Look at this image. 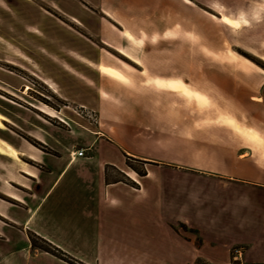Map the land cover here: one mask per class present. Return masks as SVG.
I'll return each mask as SVG.
<instances>
[{
	"label": "crops",
	"instance_id": "crops-1",
	"mask_svg": "<svg viewBox=\"0 0 264 264\" xmlns=\"http://www.w3.org/2000/svg\"><path fill=\"white\" fill-rule=\"evenodd\" d=\"M90 1L113 7L102 9L108 16H123L130 9L136 16H162L161 6L165 16L173 15L167 0ZM137 39L142 45L143 39ZM127 43L117 48L125 57L123 50L135 48ZM127 58L140 66V73L129 72L128 63L119 66L103 58L82 60L92 69L89 75L70 64L78 74L63 85L66 92L61 95L69 98L73 91L80 104L98 112V125L64 128L41 118L38 130H32L46 146L25 148L28 157L47 169L38 172L43 188L29 201L4 193L15 205L25 203L28 217L19 245L0 244V264H72L34 249L28 231L85 264H264V153L250 144L256 145L252 139H240L235 131L241 127L233 120L212 125L211 117L202 119L207 124H194L189 98L204 104L205 91L166 74L157 60L146 66L140 57L141 62ZM90 63L120 72L127 80ZM227 63L260 73L239 58ZM177 82L183 90L171 87ZM213 84L233 100L243 96L244 109H264V100L246 83ZM80 93L83 97H77ZM253 120L251 128L262 134L261 122ZM63 135H70L73 143ZM80 148L86 149L85 155L73 157ZM0 155L21 161L8 148ZM135 161L145 165L146 173H139ZM22 171L32 175L27 167ZM9 200L0 197V243L12 242L5 227H21L17 218L4 216L12 205Z\"/></svg>",
	"mask_w": 264,
	"mask_h": 264
},
{
	"label": "rangeland",
	"instance_id": "rangeland-1",
	"mask_svg": "<svg viewBox=\"0 0 264 264\" xmlns=\"http://www.w3.org/2000/svg\"><path fill=\"white\" fill-rule=\"evenodd\" d=\"M167 1L171 3V16H165L161 6L162 16H136L135 10L126 9L128 12H123V16L109 17L102 10L107 5L90 0H0V113L9 117L7 120L3 114L6 121L0 124V136L17 147L21 157L16 163L13 158L0 155L1 198L9 200L4 193L12 192L19 200L29 201L43 188L38 172L47 169L28 157L25 150L29 144L46 149L32 134V130H38L41 118L64 128L98 125V112L80 104L73 98V91L69 98L61 95L66 92L63 85L68 86L67 81L71 82L72 76L78 74L70 64L80 65L82 73L89 75L92 69L82 65V60L97 62L103 58L119 66L128 63L132 69L129 72L140 73L137 70L140 66L117 50L128 44L121 34L124 28L143 39L142 45L131 49V55L141 58L146 66L157 60L166 74L205 91L207 102L204 104L189 98L195 125L207 124L202 119L211 117H214L212 125L228 121L231 124L233 120L241 127L237 126L239 132L235 131L240 139L247 143L252 139L256 145L250 144L258 153H264V109L254 112L244 109L243 96L236 95L233 100L213 84L216 80L246 83L253 94L264 100V0H192L193 4L184 0ZM223 15L239 27L224 24ZM111 17L129 27L123 28ZM244 20L248 23L244 24ZM237 58L261 74L252 68L243 70L227 63ZM66 67L70 71H65ZM65 72H69L71 78ZM44 78L54 79L55 87ZM81 96L82 93L77 94ZM41 104L53 108L58 116L39 109ZM254 118L261 122L262 134L251 128ZM248 132L258 136H250ZM62 139L71 144L74 141L70 135H63ZM1 144L0 150L6 151ZM132 164L139 171L145 168L140 161ZM26 167L32 175L22 171ZM11 202L4 216L11 220L17 218L21 227L6 223L12 226L4 229L12 242H1L2 248L19 245L20 230L27 228L23 227L28 217L25 203L17 202V206ZM34 222L38 225L39 218ZM30 233L28 231L29 237ZM36 241L38 246H45L40 238Z\"/></svg>",
	"mask_w": 264,
	"mask_h": 264
},
{
	"label": "bare ground",
	"instance_id": "bare-ground-1",
	"mask_svg": "<svg viewBox=\"0 0 264 264\" xmlns=\"http://www.w3.org/2000/svg\"><path fill=\"white\" fill-rule=\"evenodd\" d=\"M225 17H227L229 20H232V19H231L230 17H228L227 15H224V16H223V19H224ZM74 20H76V19H74ZM76 21H77V20H76ZM232 21H233V20H232ZM224 22H225V19H224ZM226 24H227V23H226ZM234 24H235V23H234ZM122 34H123L124 38L129 42V44H130L133 48H134V47L136 48V46L139 44V41H138V39H137L135 33H134L132 30H130L129 28H124ZM122 52H123L127 57L132 58V59H134V60H136V61H138V62H141L140 59H138V57H135L134 55H131V54L128 53L127 51L123 50ZM136 56H137V55H136ZM90 64L94 65L93 63H90ZM94 66H96L97 69H99L102 73L114 74L115 76H117L118 78H120V79H122V80H124V81L127 80V78H126L123 74H121L120 72H112L110 69L105 68L104 66L99 65V64H95ZM44 80H45L46 82L50 83V85L52 84V86L55 85V84H54L52 81H50L48 78H44ZM54 87H55V86H54ZM171 87H172L173 89H176L177 91H181V90L184 89V85L181 84V83H179V82H177V83H172V84H171ZM171 87H170V88H171ZM56 91H57V90H56ZM38 108H40L41 110H43L44 112H47L48 114H50V115H52V116H55V117L58 116V115H57V112H56L53 108L49 107V106L46 105V104H41V105L38 106ZM4 120H5V116H4L2 113H0V124H1ZM0 142H1L3 145H5V146L8 148V151L11 152L16 158H21V157H20V154H19V150H18V148H16L14 145H12L11 143H9L7 140H5L4 138H2L1 136H0Z\"/></svg>",
	"mask_w": 264,
	"mask_h": 264
},
{
	"label": "trees",
	"instance_id": "trees-1",
	"mask_svg": "<svg viewBox=\"0 0 264 264\" xmlns=\"http://www.w3.org/2000/svg\"><path fill=\"white\" fill-rule=\"evenodd\" d=\"M43 145V144H42ZM140 174H144L146 173V171H139ZM36 238H40L45 244V246H38ZM30 239L32 241V245L34 247H40L42 250L51 252L61 258H63L64 260L72 263V264H85L83 262H81L80 260L70 256L69 254H67L65 251H63L61 248L55 246L54 244H52L51 242H49L48 240L44 239L43 237L37 235L36 233H30Z\"/></svg>",
	"mask_w": 264,
	"mask_h": 264
},
{
	"label": "built area",
	"instance_id": "built-area-1",
	"mask_svg": "<svg viewBox=\"0 0 264 264\" xmlns=\"http://www.w3.org/2000/svg\"><path fill=\"white\" fill-rule=\"evenodd\" d=\"M86 152L85 148H80L78 150H75L72 152V156L73 157H79V156H84ZM241 250L240 249H236V253L240 254Z\"/></svg>",
	"mask_w": 264,
	"mask_h": 264
},
{
	"label": "snow or ice",
	"instance_id": "snow-or-ice-1",
	"mask_svg": "<svg viewBox=\"0 0 264 264\" xmlns=\"http://www.w3.org/2000/svg\"><path fill=\"white\" fill-rule=\"evenodd\" d=\"M224 19H225V23L230 24V25H233L234 27H239V24H234V22L232 20H229L227 17H225ZM243 23L244 24H247L248 21L247 20H244Z\"/></svg>",
	"mask_w": 264,
	"mask_h": 264
},
{
	"label": "flooded vegetation",
	"instance_id": "flooded-vegetation-1",
	"mask_svg": "<svg viewBox=\"0 0 264 264\" xmlns=\"http://www.w3.org/2000/svg\"><path fill=\"white\" fill-rule=\"evenodd\" d=\"M263 94H264V88H263Z\"/></svg>",
	"mask_w": 264,
	"mask_h": 264
}]
</instances>
